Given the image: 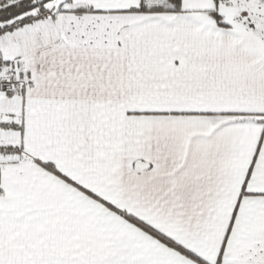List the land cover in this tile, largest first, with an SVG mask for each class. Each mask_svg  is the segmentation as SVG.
Masks as SVG:
<instances>
[{
    "label": "snow or ice",
    "instance_id": "obj_1",
    "mask_svg": "<svg viewBox=\"0 0 264 264\" xmlns=\"http://www.w3.org/2000/svg\"><path fill=\"white\" fill-rule=\"evenodd\" d=\"M0 264H264V0H0Z\"/></svg>",
    "mask_w": 264,
    "mask_h": 264
}]
</instances>
